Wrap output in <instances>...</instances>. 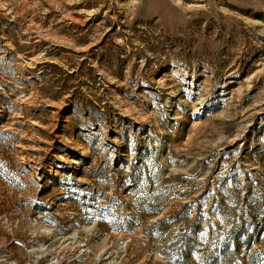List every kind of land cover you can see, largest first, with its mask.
I'll return each instance as SVG.
<instances>
[{"label": "rangeland", "instance_id": "rangeland-1", "mask_svg": "<svg viewBox=\"0 0 264 264\" xmlns=\"http://www.w3.org/2000/svg\"><path fill=\"white\" fill-rule=\"evenodd\" d=\"M0 264H264V0H0Z\"/></svg>", "mask_w": 264, "mask_h": 264}]
</instances>
